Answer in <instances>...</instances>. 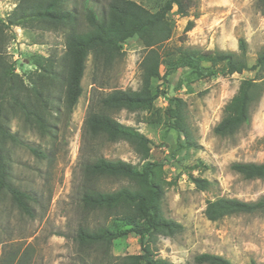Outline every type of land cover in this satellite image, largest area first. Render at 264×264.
Here are the masks:
<instances>
[{"label": "rangeland", "instance_id": "1", "mask_svg": "<svg viewBox=\"0 0 264 264\" xmlns=\"http://www.w3.org/2000/svg\"><path fill=\"white\" fill-rule=\"evenodd\" d=\"M81 0H68L79 6ZM155 11L164 0H135ZM17 0H0V18L5 19ZM91 2V0H90ZM99 5L105 0H98ZM13 8V7H12ZM171 37L163 44L161 76L169 66L164 93L155 99L150 111L120 110L112 115L122 124L136 128L149 140V160L162 163L159 173L164 187L161 201L163 214L182 224L183 230L173 236L160 235L153 244L157 257L173 264H199L194 257L200 253L221 255L233 264L264 262V215L233 214L216 221L204 215L206 202L216 197H235L254 201L264 195L263 179H245L230 169L232 162L264 161V92L250 109V120L230 136L213 133L223 114L224 105L237 91L243 78L254 77V71L226 74L223 64L214 67V75L199 76L188 68L175 67L181 49L200 51V64L206 72L217 51L239 53L238 41L246 44L248 64L254 63L264 45V14L256 8V0H194L187 14L174 11L168 16ZM188 20L193 27L185 31ZM4 35L3 56L13 64L14 72L25 80L32 70L33 54L53 55L64 52V30L39 26H10ZM9 47V49H8ZM123 55L103 70L96 67L89 54L81 79L82 93L68 111L59 92L51 89L50 106L46 112L51 131H39L25 123L21 113H8L5 124L17 135L19 142L8 141L5 155L12 183L27 191L32 214L18 210L8 194L0 193V264H104L107 260L98 250L86 251L75 239L79 225L94 226L104 221L100 212L82 208L79 199L85 162L98 156L122 159L133 164L139 155L124 141L110 142L104 137L84 134V119L96 94L114 88L135 90L140 85L139 62L143 47L136 39L122 44ZM180 96L187 104L186 122L197 144L196 148L180 147L178 135L164 123L167 98ZM38 150L35 153L29 149ZM192 177L209 181L206 189H198ZM128 185L123 179L101 178V190H114ZM136 235L112 241L108 257L138 253ZM106 253V254H107ZM204 264V263H203Z\"/></svg>", "mask_w": 264, "mask_h": 264}, {"label": "trees", "instance_id": "2", "mask_svg": "<svg viewBox=\"0 0 264 264\" xmlns=\"http://www.w3.org/2000/svg\"><path fill=\"white\" fill-rule=\"evenodd\" d=\"M193 2L164 0L158 9L150 11L135 0H105L100 5L98 0H81L79 6H69L68 0H17L6 18H0L1 34L4 28L13 25L64 30L63 54L59 58L51 54L31 55L29 61L33 69L27 71L26 80L14 72L13 64L3 56L6 37H0V193H7L18 210L26 214H32L29 201L33 197L12 183L5 155L6 142H19L17 135L5 124L8 113H21L25 123L39 131H51L46 118L50 91L59 92L61 96L57 99L61 97L64 107L72 111L82 93L81 79L89 54L96 67L107 70L123 55L122 44L126 40L136 39L143 47L139 62V87L135 90L114 88L96 94L84 119V134L93 138L102 136L110 142L124 140L139 155L137 164L98 156L85 162L82 168L81 206L87 211L102 213L104 221L94 226L79 225L74 239L80 248L88 252L100 251L107 258L104 264H173L166 258L157 257L153 251L158 236H173L183 230L182 224L165 217L161 208L164 187L159 173L163 165L149 160L150 140L136 128L122 124L112 114L120 110L150 111L155 99L165 92L162 85L154 86V81L161 77L164 80L162 84L166 83L167 75L173 68L169 66L161 76V49L172 34L168 16L172 11L187 14ZM256 8L264 14V0H256ZM193 25V20H188L184 30H190ZM238 49L239 53L215 52L208 72L200 64L198 49H181L175 66L188 68L199 76L214 75V67L218 63L223 64L226 74L254 71V77L241 79L237 91L224 105L222 117L212 129L221 137L233 135L249 122L251 106L264 92V45L251 65L247 61L243 39H239ZM186 109L187 104L182 97H168L164 123L178 135V139H182L180 147L196 148L186 122ZM29 149L38 153L33 147ZM230 169L245 179L264 178V161L232 162ZM101 178L123 179L128 185L101 190L97 186ZM191 180L201 190L209 185L204 178L191 176ZM254 213L264 215V195L254 201L216 197L208 200L204 209V215L210 221L233 214ZM130 234L137 236L140 251L108 257L112 241ZM194 260L199 264H233L227 258L212 253L197 254ZM248 264L256 263L250 261Z\"/></svg>", "mask_w": 264, "mask_h": 264}, {"label": "built area", "instance_id": "3", "mask_svg": "<svg viewBox=\"0 0 264 264\" xmlns=\"http://www.w3.org/2000/svg\"><path fill=\"white\" fill-rule=\"evenodd\" d=\"M15 5H16V2H14L10 7H9V9H13L14 7H15ZM13 7V8H12ZM8 49H9V47H8Z\"/></svg>", "mask_w": 264, "mask_h": 264}]
</instances>
